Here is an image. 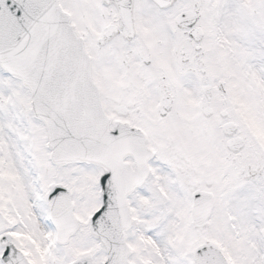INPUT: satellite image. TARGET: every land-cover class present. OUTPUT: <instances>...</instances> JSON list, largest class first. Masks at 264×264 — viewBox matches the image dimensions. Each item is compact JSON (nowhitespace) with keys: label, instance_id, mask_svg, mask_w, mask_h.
Wrapping results in <instances>:
<instances>
[{"label":"snow or ice","instance_id":"6c2138e0","mask_svg":"<svg viewBox=\"0 0 264 264\" xmlns=\"http://www.w3.org/2000/svg\"><path fill=\"white\" fill-rule=\"evenodd\" d=\"M0 264H264V0H0Z\"/></svg>","mask_w":264,"mask_h":264}]
</instances>
